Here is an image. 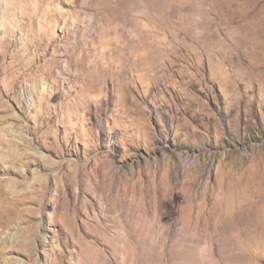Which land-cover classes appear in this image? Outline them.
Returning a JSON list of instances; mask_svg holds the SVG:
<instances>
[{"label": "rangeland", "instance_id": "rangeland-1", "mask_svg": "<svg viewBox=\"0 0 264 264\" xmlns=\"http://www.w3.org/2000/svg\"><path fill=\"white\" fill-rule=\"evenodd\" d=\"M0 127V264H264V0H0Z\"/></svg>", "mask_w": 264, "mask_h": 264}, {"label": "bare ground", "instance_id": "bare-ground-1", "mask_svg": "<svg viewBox=\"0 0 264 264\" xmlns=\"http://www.w3.org/2000/svg\"><path fill=\"white\" fill-rule=\"evenodd\" d=\"M8 117H4L3 120H6ZM2 120V121H3ZM6 127H0V160L2 161H9V156H13L16 157V159H23L26 157H29V153L25 150V145L21 146L20 144H16L14 143V140L11 138H6L4 133L6 132ZM21 137V136H20ZM27 148V147H26ZM13 154V155H12ZM37 177L34 178V181L36 180ZM5 179H0V211L3 207H5L6 209H8V205L10 200L14 198V196H10L11 193H15L14 190V186L11 184H5L1 185V183L4 181ZM5 182V181H4ZM32 182H30L31 185ZM27 190V189H26ZM30 190V189H29ZM40 188L35 189V191H39ZM33 191V190H31ZM34 191V192H35ZM29 191H23L21 195H26V193ZM31 194V192H29ZM19 194V193H18ZM40 196V195H39ZM13 204L15 203V200L13 201ZM246 205L242 204L241 208H244ZM5 212L9 213L8 211L4 210ZM3 211V212H4ZM10 214V213H9ZM0 217H3L2 215ZM44 232L42 231L39 235V237L41 239H44Z\"/></svg>", "mask_w": 264, "mask_h": 264}]
</instances>
